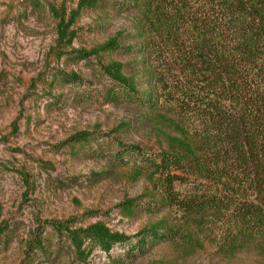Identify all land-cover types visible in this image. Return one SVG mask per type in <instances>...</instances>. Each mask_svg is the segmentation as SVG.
I'll use <instances>...</instances> for the list:
<instances>
[{"label": "rangeland", "instance_id": "obj_1", "mask_svg": "<svg viewBox=\"0 0 264 264\" xmlns=\"http://www.w3.org/2000/svg\"><path fill=\"white\" fill-rule=\"evenodd\" d=\"M77 1L0 0V264H264L253 249L220 253L210 219L199 225L198 217L162 206L148 169L135 174L141 157L124 148L158 152L161 136L146 111L100 67L118 60L131 74L134 56L123 50L84 60L56 56L52 8L69 10ZM122 1L102 0L82 10L72 48L89 49L130 30L133 14L121 10ZM71 73L79 80L65 82ZM79 132L90 135L65 142ZM72 217L76 226L102 222L133 242L160 220L183 231L140 254L114 245L108 254L96 248L81 261L51 225Z\"/></svg>", "mask_w": 264, "mask_h": 264}, {"label": "trees", "instance_id": "obj_2", "mask_svg": "<svg viewBox=\"0 0 264 264\" xmlns=\"http://www.w3.org/2000/svg\"><path fill=\"white\" fill-rule=\"evenodd\" d=\"M101 1L52 8L57 58L84 60L119 50L133 55L131 74L118 60L100 67L146 111L161 136L158 152L124 148L141 157L135 174L148 169L153 197L162 206L198 217L199 225L210 219L219 231L220 253L253 249L264 256V0H123L121 10L133 14L130 30L116 31L89 49L72 48L80 12ZM64 77L79 80L74 73ZM109 94L119 98L115 91ZM89 135L75 133L65 142ZM75 221L51 225L81 261L96 248L108 254L114 245L140 254L183 231L160 220L141 229L133 242L102 222Z\"/></svg>", "mask_w": 264, "mask_h": 264}]
</instances>
